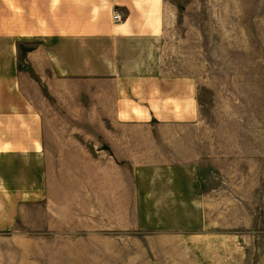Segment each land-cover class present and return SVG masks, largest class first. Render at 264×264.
<instances>
[{"label":"crops","instance_id":"1","mask_svg":"<svg viewBox=\"0 0 264 264\" xmlns=\"http://www.w3.org/2000/svg\"><path fill=\"white\" fill-rule=\"evenodd\" d=\"M239 84H264V0H0V229L70 206L104 237L151 212L160 243H204L255 179L216 89Z\"/></svg>","mask_w":264,"mask_h":264},{"label":"rangeland","instance_id":"2","mask_svg":"<svg viewBox=\"0 0 264 264\" xmlns=\"http://www.w3.org/2000/svg\"><path fill=\"white\" fill-rule=\"evenodd\" d=\"M213 59V54H208V60ZM216 89L233 91L238 96L237 124L236 113L232 114V123L240 130L238 154L246 152L241 128L253 126L256 138L255 179L238 182L236 199L240 203L233 207L237 210L212 217L222 222L223 229L192 231V236L203 235L204 243H160L157 237L167 238L169 232L155 225L166 224V213L142 212L127 214V229L111 230L104 237L101 229H94L102 225L101 215L79 219L78 214L65 211L70 206L48 205L43 232L38 229L39 215L33 211L31 220L22 214L12 226L0 229V264H264V158L258 157L264 154V84L218 85ZM237 220L247 226L234 228ZM114 223L112 218L111 224Z\"/></svg>","mask_w":264,"mask_h":264},{"label":"built area","instance_id":"3","mask_svg":"<svg viewBox=\"0 0 264 264\" xmlns=\"http://www.w3.org/2000/svg\"><path fill=\"white\" fill-rule=\"evenodd\" d=\"M112 18L115 22H119L121 20V15H120V12L118 11H114L113 12V15H112Z\"/></svg>","mask_w":264,"mask_h":264}]
</instances>
